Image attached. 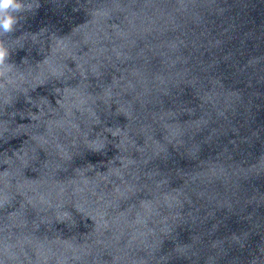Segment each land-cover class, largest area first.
<instances>
[{"label":"clouds","instance_id":"1","mask_svg":"<svg viewBox=\"0 0 264 264\" xmlns=\"http://www.w3.org/2000/svg\"><path fill=\"white\" fill-rule=\"evenodd\" d=\"M22 0H0V32L10 33L16 24V13L23 10ZM7 50L0 46V66L4 64Z\"/></svg>","mask_w":264,"mask_h":264}]
</instances>
